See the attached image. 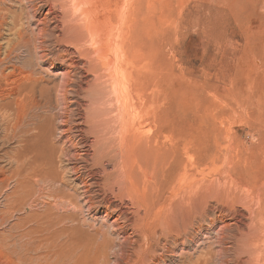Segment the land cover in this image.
I'll list each match as a JSON object with an SVG mask.
<instances>
[{
  "label": "rangeland",
  "instance_id": "1",
  "mask_svg": "<svg viewBox=\"0 0 264 264\" xmlns=\"http://www.w3.org/2000/svg\"><path fill=\"white\" fill-rule=\"evenodd\" d=\"M0 58V264L146 227L156 264H264V0H0Z\"/></svg>",
  "mask_w": 264,
  "mask_h": 264
},
{
  "label": "bare ground",
  "instance_id": "2",
  "mask_svg": "<svg viewBox=\"0 0 264 264\" xmlns=\"http://www.w3.org/2000/svg\"><path fill=\"white\" fill-rule=\"evenodd\" d=\"M62 1V0H61ZM45 2V1H44ZM81 2V1H80ZM14 3V2H13ZM25 3V2H24ZM40 4V3H39ZM64 4V3H63ZM3 5H4V3H3ZM82 5V4H81ZM27 6V5H26ZM52 6V5H51ZM79 6V5H78ZM85 6H86V4H85ZM100 7V6H99ZM2 8V7H1ZM54 8V7H53ZM58 9V8H57ZM118 9V8H117ZM66 10V9H65ZM83 10V9H82ZM23 11V10H22ZM62 11V10H61ZM86 11H88V10H86ZM53 13V12H52ZM93 13V12H92ZM21 16V15H20ZM30 17V16H29ZM100 17V16H99ZM95 17L93 16V19H94ZM92 18H90L89 20H91ZM100 19V18H99ZM3 20V19H2ZM97 20V19H96ZM72 21V20H71ZM13 22V21H12ZM93 22V21H92ZM10 23V22H9ZM29 23V22H28ZM55 23V22H54ZM52 24V23H51ZM12 25V24H11ZM31 25V24H30ZM72 25V24H71ZM11 27V26H10ZM24 27V26H23ZM91 27H92V25H91ZM90 27V28H91ZM20 28V27H19ZM67 28V27H66ZM93 28V27H92ZM11 29V28H10ZM25 29V28H24ZM99 29V28H98ZM93 30H94V28H93ZM101 30V29H100ZM99 31V30H98ZM47 32V31H46ZM97 32V31H96ZM105 32V31H104ZM9 33V32H8ZM23 33V32H22ZM87 33V32H86ZM99 33V32H98ZM102 33V32H101ZM7 34V33H6ZM105 34V33H104ZM40 35V34H39ZM22 36V35H21ZM48 36V35H47ZM102 36V35H101ZM106 36V35H105ZM122 36V35H121ZM90 38V37H89ZM101 38V37H100ZM113 38V37H112ZM115 39V38H114ZM123 39V38H122ZM102 40V39H101ZM111 40V39H110ZM85 42V41H84ZM105 42V41H104ZM73 43V42H72ZM83 43V42H82ZM81 43V44H82ZM80 44V45H81ZM113 45V44H112ZM110 46V45H109ZM38 47V46H37ZM81 47V46H80ZM85 47V46H84ZM87 47V46H86ZM104 47V46H103ZM76 48V47H75ZM82 48V47H81ZM2 49V48H1ZM26 49V48H25ZM39 49V48H38ZM37 50V49H36ZM84 50V49H83ZM82 50V51H83ZM116 50V49H115ZM3 51V50H2ZM2 51H1V53H2ZM87 51H88V49H87ZM109 52V51H108ZM81 53V52H80ZM97 53V52H96ZM112 53V52H111ZM84 54V53H83ZM87 54V53H86ZM86 54H85V56H86ZM103 54V53H102ZM105 55H107V54H105ZM35 56V55H34ZM33 56V57H34ZM84 56V57H85ZM110 56V55H109ZM108 56V57H109ZM23 57V56H22ZM83 57V56H82ZM112 57V56H111ZM17 58V57H16ZM1 59V58H0ZM18 59V58H17ZM35 59V58H34ZM79 59V58H78ZM99 59V58H98ZM30 60V59H29ZM108 60V59H107ZM65 61H68V60H65ZM98 61V60H97ZM96 61V62H97ZM23 62V61H22ZM91 62V61H90ZM21 63V62H20ZM86 63V62H85ZM100 63V62H99ZM102 63V62H101ZM109 63V62H108ZM110 63H112V62H110ZM2 64V63H1ZM87 65V64H86ZM96 65V64H95ZM8 66V65H7ZM93 66V65H92ZM1 67V66H0ZM113 67V66H112ZM13 68V67H12ZM83 68V67H82ZM118 68V67H117ZM97 69V68H96ZM81 70H84V69H81ZM97 71V70H96ZM118 71V70H117ZM116 71V72H117ZM66 73V72H65ZM76 73H78V72H76ZM12 74V73H11ZM25 74V73H24ZM22 75V74H21ZM63 75V74H62ZM110 75V74H109ZM1 76V75H0ZM39 77V76H38ZM67 77V76H66ZM97 77V76H96ZM103 78V77H102ZM111 78V77H110ZM109 78V79H110ZM49 80V79H48ZM74 80V79H73ZM95 80V79H94ZM24 81V80H23ZM54 81V80H53ZM81 81V80H80ZM56 82V81H55ZM74 82V81H73ZM85 82V81H84ZM98 83V82H97ZM38 84V83H37ZM73 84V83H72ZM101 84V83H100ZM2 85V84H1ZM102 85V84H101ZM17 87V86H16ZM39 87V86H38ZM80 87V86H79ZM12 88V87H11ZM19 88V87H18ZM21 88V87H20ZM19 88V89H20ZM77 88V87H76ZM81 89V88H80ZM78 92V91H77ZM24 93V92H23ZM76 93V92H75ZM40 95H41V97H43V95H44V91H43V89L41 88L40 89ZM0 96L2 97L3 95H1L0 94ZM33 96V95H32ZM24 97V96H23ZM33 98V97H32ZM40 98V97H39ZM38 98V99H39ZM1 99V98H0ZM4 99H2V101H3ZM13 100V99H12ZM11 101V100H10ZM7 103V102H6ZM1 104H2V102H1ZM5 104V103H4ZM50 106V105H49ZM39 108H41V105L40 104H34L32 107H31V111L32 112H35L37 109H39ZM43 108V107H42ZM42 110V109H41ZM7 111V110H6ZM2 112V111H1ZM38 113H36V115H37ZM35 115V114H34ZM36 115L34 116L35 118H36ZM13 117V116H12ZM17 117V116H16ZM32 117H33V115H32ZM39 117V116H38ZM38 117H37V119H38ZM34 118V119H35ZM16 119V118H15ZM27 119H29V118H27ZM32 119V118H31ZM13 121V120H12ZM32 121V120H31ZM30 121V122H31ZM34 121H36V120H34ZM33 122V121H32ZM13 123V122H12ZM16 123V122H15ZM17 124V123H16ZM32 124V123H31ZM25 125H27V124H25ZM30 125V124H29ZM28 125V126H29ZM32 125H34V124H32ZM41 129V128H40ZM12 131V130H11ZM13 134V133H12ZM31 130H29V129H27V127H25L22 131H21V133L20 134H14V136H13V140H14V143L15 144H17V148H15V154H14V158H15V160L18 162V154H19V151L21 150V149H26L27 147H28V145L30 144V143H35L37 140H36V138H35V136H37V135H33V136H31ZM38 138V137H37ZM53 144V143H52ZM24 155H26V154H24ZM24 157H26V156H24ZM30 157V156H29ZM32 157V156H31ZM31 159V158H30ZM29 160V159H28ZM15 161V162H16ZM16 162V163H17ZM30 162H32V161H30ZM45 162V161H44ZM49 162V161H48ZM37 163V162H36ZM36 163L35 164H33L32 165V163L31 164H28V163H26L25 162V164H21L22 165V170H21V175L22 174H24V172H26V173H28V175L29 176H41L42 174L41 173H43V167H37V166H35L36 165ZM40 163H43V162H40ZM39 164V163H38ZM40 165V164H39ZM43 165H45V164H43ZM47 165V164H46ZM11 166V165H10ZM19 167V166H18ZM45 168H47V167H45ZM18 169V168H17ZM48 169V168H47ZM19 171H20V169H19ZM51 171V170H50ZM18 175H19V173H18ZM50 177V176H49ZM28 178V177H27ZM49 180V179H48ZM22 181V180H21ZM41 181H43V183H45V182H48L47 181V178L45 179L44 178V176L43 177H41ZM50 183H53V182H55V181H53V180H50L49 181ZM23 183V182H22ZM56 183V182H55ZM54 184V183H53ZM57 184V183H56ZM20 185H21V182H20ZM23 185V184H22ZM51 185V184H50ZM49 185V186H50ZM52 186V185H51ZM29 187V186H28ZM53 187V186H52ZM21 189V188H20ZM62 189V188H61ZM19 191H21V190H19ZM25 193V192H24ZM16 196V195H15ZM18 197V196H17ZM148 211V210H147ZM149 212V211H148ZM145 214V213H144ZM161 224V223H160ZM165 224V223H164ZM163 224V225H164ZM155 225V224H154ZM157 225H158V223H157ZM156 225V226H157ZM167 226V225H166ZM160 227V226H159ZM163 227V226H162ZM123 228V227H122ZM154 229V228H153ZM162 229V228H161ZM142 231V233L141 234H137L138 236H137V238H139L141 241H142V239L145 237V242H144V246L141 244V241L138 239L137 241L135 240V241H131V240H125L124 241V243L121 245V246H119V252L120 253H122L124 256L125 255H128V252L129 253H131V254H133L134 253V251H135V255H137V260L135 261H133V257L131 256V255H128V261H127V263H125V264H156L157 262H163V261H165L164 260V258L163 257H165L164 256V254L159 258V257H157L156 256V251H157V249L159 248V247H161L162 245H161V243H162V241H163V238H161V237H163L162 235H161V233H158L157 231L156 232H154V231H150L149 230V227H146V228H144V229H142L141 230ZM162 232V231H161ZM164 232V231H163ZM99 233V232H98ZM161 236H160V235ZM164 234V233H163ZM167 234V233H166ZM61 235L63 236L64 234H62L61 233ZM104 235V234H103ZM180 235V234H179ZM178 235V236H179ZM167 236V235H166ZM165 236V237H166ZM66 237V236H65ZM64 237V238H65ZM59 238V237H58ZM61 238V237H60ZM69 238V237H68ZM167 238V237H166ZM72 239V238H71ZM96 239V238H95ZM94 239V240H95ZM55 240V239H54ZM59 240H61V239H59ZM59 240L57 241V238H56V241L57 242H59ZM64 240V239H63ZM66 240H68L69 241V239H67L66 238ZM93 240V241H94ZM97 240V239H96ZM96 240H95V242H96ZM166 240V239H165ZM51 242H52V240H50ZM98 241V240H97ZM107 241V240H106ZM74 243L73 241H70V243ZM53 243V242H52ZM71 243V244H72ZM94 243V242H93ZM48 243H46L45 245H47ZM58 244V243H57ZM71 244H69V243H67V242H65V240H64V242H62V243H60V245H59V250H60V253H58L59 254V258H58V262H56V263H58V264H89V262H94L96 259H97V257L96 258H89L88 257V259L89 260H87V259H84V257H86L85 256V254H78L77 252L79 251L80 252V250H76V249H78V248H76L75 250L77 251H74V247H73V251H71L72 249H71ZM141 244V245H140ZM33 245V244H32ZM35 245V244H34ZM33 245V246H34ZM44 245V247H46ZM71 247H70V246ZM75 245H76V243H75ZM78 245V244H77ZM90 245V244H89ZM96 245V244H95ZM94 245V246H95ZM100 245V244H99ZM173 245V244H172ZM32 246V247H33ZM41 246V245H40ZM31 247V246H30ZM50 247H52V244H51V246ZM79 247H80V245H79ZM86 248V245L85 246H83V248ZM34 248H36L35 246H34ZM38 248V247H37ZM36 248V249H37ZM41 248V247H40ZM39 248V251L41 250ZM55 247H53V249L51 250V248L49 249V250H47V251H54L55 249H54ZM69 248L71 249V250H69ZM84 248V249H85ZM88 248V247H87ZM91 248V247H90ZM90 248L88 249V250H90ZM101 248V247H100ZM105 248V247H104ZM108 248V247H107ZM109 248H110V246H109ZM163 248V247H162ZM30 249V248H29ZM32 249V248H31ZM57 249V248H56ZM80 249V248H79ZM94 247H93V250L92 251H94ZM116 249V248H115ZM35 250V249H34ZM45 250V251H46ZM58 250V249H57ZM83 250V249H82ZM87 250V251H88ZM99 249H97L96 250V252H95V254L94 255H97L98 254V252L100 251H98ZM27 251H28V248H27ZM38 251V250H37ZM36 251V252H37ZM43 251V250H42ZM50 251V253L49 254H51L52 255V252ZM56 251V250H55ZM87 251H86V253H87ZM91 251V252H92ZM107 251V250H106ZM160 251V250H159ZM166 251V253H167V248L166 249H164V252ZM44 252V251H43ZM108 252V251H107ZM30 253V252H29ZM32 253V252H31ZM53 253H57V251L56 252H53ZM82 253H84V251L82 252ZM101 253V252H100ZM106 253V252H105ZM105 253H104V255H105ZM57 254V255H58ZM107 254V253H106ZM89 255V254H88ZM93 255V254H92ZM102 255V254H101ZM116 255V254H115ZM122 255V256H123ZM44 256V255H43ZM45 257L46 256H44V259H45ZM49 257V256H48ZM47 257V258H48ZM52 257H53V255H52ZM51 258V257H50ZM55 258V257H54ZM53 258V259H54ZM56 258H57V256H56ZM102 258V257H101ZM24 259H26V258H24ZM95 259V260H94ZM100 259V258H99ZM111 259V258H110ZM23 260V259H22ZM52 260V259H51ZM56 260V259H55ZM45 261V260H44ZM88 261V262H87ZM183 261V260H182ZM189 261V260H188ZM23 262H24V260H23ZM26 262V261H25ZM96 262V261H95ZM166 262V261H165ZM98 263H100L99 261H98ZM98 263H96V264H98ZM167 263V262H166ZM183 263H184V261H183ZM182 263V264H183ZM208 263V262H207ZM52 264V263H51ZM92 264V263H91ZM93 264H95V263H93ZM102 264V263H101ZM116 264H123V257L121 258V262H116ZM189 264H190V261H189Z\"/></svg>",
  "mask_w": 264,
  "mask_h": 264
}]
</instances>
